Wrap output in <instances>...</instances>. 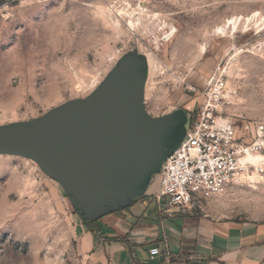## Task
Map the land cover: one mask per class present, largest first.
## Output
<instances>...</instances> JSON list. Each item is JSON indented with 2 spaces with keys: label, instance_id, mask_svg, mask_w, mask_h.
Listing matches in <instances>:
<instances>
[{
  "label": "rangeland",
  "instance_id": "rangeland-1",
  "mask_svg": "<svg viewBox=\"0 0 264 264\" xmlns=\"http://www.w3.org/2000/svg\"><path fill=\"white\" fill-rule=\"evenodd\" d=\"M218 73L228 119L264 123V0H0V132L106 98L160 116L200 104ZM80 157L0 151V264H80L74 204L59 179ZM192 212L264 226V172Z\"/></svg>",
  "mask_w": 264,
  "mask_h": 264
},
{
  "label": "crops",
  "instance_id": "crops-1",
  "mask_svg": "<svg viewBox=\"0 0 264 264\" xmlns=\"http://www.w3.org/2000/svg\"><path fill=\"white\" fill-rule=\"evenodd\" d=\"M195 103L147 115L123 133L120 161L82 176L85 163L70 175L80 264H264V226L169 210L160 200L163 159L180 145Z\"/></svg>",
  "mask_w": 264,
  "mask_h": 264
},
{
  "label": "built area",
  "instance_id": "built-area-1",
  "mask_svg": "<svg viewBox=\"0 0 264 264\" xmlns=\"http://www.w3.org/2000/svg\"><path fill=\"white\" fill-rule=\"evenodd\" d=\"M202 102L191 118L180 145L162 162L160 200L178 212L193 211L202 201L224 194L252 170L264 172V160L255 166L248 155L264 156V123L236 127L226 116L230 103L225 75L218 73L201 91ZM151 255H158L152 249Z\"/></svg>",
  "mask_w": 264,
  "mask_h": 264
},
{
  "label": "water",
  "instance_id": "water-1",
  "mask_svg": "<svg viewBox=\"0 0 264 264\" xmlns=\"http://www.w3.org/2000/svg\"><path fill=\"white\" fill-rule=\"evenodd\" d=\"M120 101L128 107L125 114L121 113ZM95 107L103 108V111L95 113ZM118 121L121 123L119 127L116 126ZM147 122L140 105L131 108L124 99L106 98L86 109L61 113L35 128L2 131L0 151L26 150L37 146L43 150L65 148L81 155L72 165L64 166L60 171L62 176L59 179L69 190L70 175L79 166L87 163L90 169L82 175L85 176L96 167L102 169L105 163L120 161L123 133Z\"/></svg>",
  "mask_w": 264,
  "mask_h": 264
},
{
  "label": "bare ground",
  "instance_id": "bare-ground-1",
  "mask_svg": "<svg viewBox=\"0 0 264 264\" xmlns=\"http://www.w3.org/2000/svg\"><path fill=\"white\" fill-rule=\"evenodd\" d=\"M232 24H234V22L233 21H230ZM119 105H121V113L122 114H125L127 111H128V107H127V105L124 103V102H122V101H120L119 102ZM103 106V105H102ZM93 111L95 112V113H100V112H102L103 111V108H98V107H95V108H93ZM120 122L118 121V124H116V126H120ZM115 126V125H114ZM50 143H52V141H49ZM256 158H252V156L251 155H248L247 156V158L244 160V161H246L247 160V162H256L258 159H259V156L257 157V156H255ZM261 157V156H260ZM262 159L264 158V157H261ZM257 172V171H256ZM249 176V175H248ZM254 177H256L257 178V176L254 174Z\"/></svg>",
  "mask_w": 264,
  "mask_h": 264
}]
</instances>
